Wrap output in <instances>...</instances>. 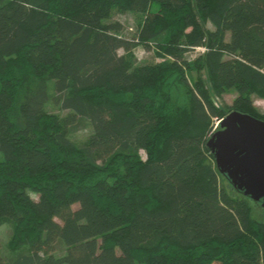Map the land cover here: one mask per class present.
Returning <instances> with one entry per match:
<instances>
[{
	"label": "trees",
	"instance_id": "obj_1",
	"mask_svg": "<svg viewBox=\"0 0 264 264\" xmlns=\"http://www.w3.org/2000/svg\"><path fill=\"white\" fill-rule=\"evenodd\" d=\"M231 91L264 120V0H0V264H264L208 146Z\"/></svg>",
	"mask_w": 264,
	"mask_h": 264
},
{
	"label": "water",
	"instance_id": "obj_2",
	"mask_svg": "<svg viewBox=\"0 0 264 264\" xmlns=\"http://www.w3.org/2000/svg\"><path fill=\"white\" fill-rule=\"evenodd\" d=\"M208 146L231 184L264 207V120L232 111L220 121Z\"/></svg>",
	"mask_w": 264,
	"mask_h": 264
},
{
	"label": "rangeland",
	"instance_id": "obj_3",
	"mask_svg": "<svg viewBox=\"0 0 264 264\" xmlns=\"http://www.w3.org/2000/svg\"><path fill=\"white\" fill-rule=\"evenodd\" d=\"M111 19L114 20H119L124 24V33L127 35H132L135 34L136 30L138 29L139 22L141 20V15L138 13H134L131 11H119L115 10L113 15L111 16ZM210 27H212L210 25ZM205 47H197L195 51H191L188 56L191 58V60L196 59L200 55H202L205 52ZM157 49L152 48L151 50H148L145 46L143 45H138L133 49V56L138 60L140 64H146V65H153L158 62H162L163 60L166 59L165 56H161L157 53ZM204 78L206 79V84L211 90L212 88V81L210 80V77L208 74L204 71ZM212 93V97L214 98L216 104L223 109L227 115L234 111L235 106H234V100L237 96L236 91H231L229 93L225 94H216L214 92ZM181 97L185 96V92L182 89L180 91ZM253 103L254 107L258 111L264 110V98L254 94L253 95ZM219 122V121H217ZM217 127V126H215ZM220 128V123L218 124V127L216 129ZM89 135V132L87 131H80L78 134L74 136L75 139L82 141L85 140ZM142 156L145 158L146 157V152L144 150L141 151ZM253 216L256 219H264V208L260 202L253 203ZM0 248L1 251L4 254H9V255H14L16 252L12 247H11V231L8 227L7 224H1L0 225ZM64 248L62 246L58 247V253L62 252ZM136 264H145L143 262H137Z\"/></svg>",
	"mask_w": 264,
	"mask_h": 264
},
{
	"label": "built area",
	"instance_id": "obj_4",
	"mask_svg": "<svg viewBox=\"0 0 264 264\" xmlns=\"http://www.w3.org/2000/svg\"><path fill=\"white\" fill-rule=\"evenodd\" d=\"M220 121H221V120H219V122H217V124H216L217 127H218V124L220 123ZM217 127H215V130H216Z\"/></svg>",
	"mask_w": 264,
	"mask_h": 264
},
{
	"label": "flooded vegetation",
	"instance_id": "obj_5",
	"mask_svg": "<svg viewBox=\"0 0 264 264\" xmlns=\"http://www.w3.org/2000/svg\"><path fill=\"white\" fill-rule=\"evenodd\" d=\"M262 204V201H259Z\"/></svg>",
	"mask_w": 264,
	"mask_h": 264
}]
</instances>
